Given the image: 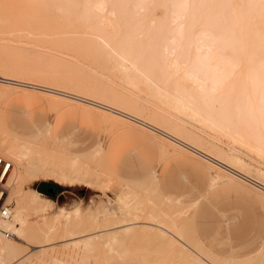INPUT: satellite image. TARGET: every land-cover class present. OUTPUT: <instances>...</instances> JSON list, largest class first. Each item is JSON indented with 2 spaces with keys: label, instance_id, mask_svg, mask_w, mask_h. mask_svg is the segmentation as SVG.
Here are the masks:
<instances>
[{
  "label": "bare ground",
  "instance_id": "6f19581e",
  "mask_svg": "<svg viewBox=\"0 0 264 264\" xmlns=\"http://www.w3.org/2000/svg\"><path fill=\"white\" fill-rule=\"evenodd\" d=\"M16 89L86 104L103 125L145 128L164 157L201 158L210 187L238 182L264 196V0H0V97ZM49 141L0 119V158L11 164L0 182L10 212L0 264H263L264 247L229 261L194 229L190 243L169 208L179 205L155 186L146 192L133 185L146 181L120 180ZM41 179L106 201L47 215L51 200L27 189Z\"/></svg>",
  "mask_w": 264,
  "mask_h": 264
},
{
  "label": "rangeland",
  "instance_id": "374dc122",
  "mask_svg": "<svg viewBox=\"0 0 264 264\" xmlns=\"http://www.w3.org/2000/svg\"><path fill=\"white\" fill-rule=\"evenodd\" d=\"M44 97L38 91L16 89L6 100L0 97L3 101L0 102V119L20 135L37 131L46 133L50 136L51 142L46 143L50 149L60 144L68 151L80 152L79 148L101 146L105 160L119 176L127 180L146 176L147 186L143 183L133 185L139 184L144 191L150 192L149 185L152 184L167 199L179 205V208H169L171 212L175 211L178 223L182 221L180 227L187 232L185 235L190 243H193L194 229L193 233L210 250L225 257L250 255L264 246V201L252 189L237 184H217L211 188L207 169L199 158L190 154L164 157L156 144L139 131L119 124L110 126V122L103 120L107 124L105 126L89 108L62 107L46 101ZM44 138L43 135V141L46 139L47 142L48 137ZM74 141L78 144L72 147ZM91 153L88 157L86 155L87 159L103 164L100 150ZM151 178H155L156 185ZM40 183L52 188H40ZM27 189L45 190L51 197L41 194L55 201V207L67 210L77 206L82 210L93 208L106 201L97 189L61 186L44 179L29 184ZM112 191L108 189L105 193L113 198ZM0 200L3 201L4 197L1 196ZM155 200L161 202L158 196Z\"/></svg>",
  "mask_w": 264,
  "mask_h": 264
},
{
  "label": "crops",
  "instance_id": "0c3cea01",
  "mask_svg": "<svg viewBox=\"0 0 264 264\" xmlns=\"http://www.w3.org/2000/svg\"><path fill=\"white\" fill-rule=\"evenodd\" d=\"M25 90H30V89H25ZM33 91H35V90H33ZM15 93V91L13 92V93H11V94H14ZM10 94V95H11ZM44 99L46 100V98L44 97ZM47 101V100H46ZM76 106H81V107H86V108H89V109H91L92 110V112L95 114V115H97V116H99L100 117V115L98 114V112L96 111V110H94L92 107H90V106H88V105H86V104H82V103H71V104H67V105H65V106H62V107H76ZM101 118V117H100ZM3 122V121H2ZM3 124H4V126L6 127V129L10 132V133H12V134H14V135H16V136H19V137H22V138H29V137H32V136H35V135H37V134H41V133H43L42 131H37L36 133H33V134H30V135H20V134H17V133H15L7 124H5L4 122H3ZM129 126H133V125H126V127H128V128H131V129H135V130H137V131H139L142 135H144L145 136V138H147L148 140H150V141H153L155 144H156V146H157V148H158V150H159V153H160V148H159V145H158V142H157V140H156V138L154 137V135L150 132V131H148V130H146L145 128H142V127H140V126H137V127H129ZM134 126H136V125H134ZM139 127V128H138ZM78 144V142L77 141H74V142H72L71 143V146L72 147H75L76 145ZM56 147L57 148H59L61 151H63V152H65V153H67V154H69V155H73V156H81V155H86V154H90L91 152H93V151H98L99 149H98V147L99 146H96V147H83V148H79L78 150H81L80 152L78 151H75V150H73V151H68L67 149H65V148H63L60 144H57L56 145ZM101 153H102V158H103V162H104V164H105V166H106V168L108 169V171L114 176V177H116V178H118V179H120V180H125V181H129V182H139V181H146L147 180V178H146V176L145 177H143V178H139L138 180H127V179H125V178H123V177H121V176H119L118 175V173L117 172H115L114 170H113V168L107 163V161L105 160V156H104V153H103V150L102 151H100ZM161 154V153H160ZM177 154H190V155H193V154H191V153H187V152H181V153H177ZM193 156H195V155H193ZM195 157H197V156H195ZM197 158H199V157H197ZM202 162H204L201 158H199ZM204 165H205V167H206V169H207V172H208V177H209V180H210V173H209V170H208V168H207V165L205 164V162H204ZM152 174V173H151ZM155 179V178H154ZM156 181V180H155ZM156 183V182H155ZM225 184H237V185H243V186H247V187H249L250 189H252L255 193H257V195H259L261 198H262V200L264 201V196L259 192V191H257L256 189H254L253 187H251V186H249V185H246V184H243V183H238V182H235V183H225ZM157 188V187H156ZM212 188V187H211ZM157 190L159 191V193H160V195L164 198V199H166L167 201H169V202H171L172 204H175V203H173L172 201H170L169 199H167L163 194H162V192L159 190V188H157ZM50 199V198H49ZM51 200V202H52V210L51 211H49V213H47V215H54V214H56L58 211H59V209L60 210H65V211H71V210H73V209H75V208H77V207H74V208H72V209H70V210H67V209H64L63 207H55L56 206V203H55V201H53L52 199H50ZM175 205H178V204H175ZM53 212V213H52ZM55 212V213H54ZM195 234V233H194ZM195 237H196V239L198 240V242L202 245V247L207 251V252H209L210 254H212L213 256H216V257H218V258H222V259H225V260H243V259H248V258H250V257H252V256H254L255 254H257L261 249H258V250H256L254 253H252V254H250V255H245V256H241V257H225V256H221V255H219V254H217V253H215L214 251H212V250H210L201 240H200V238H199V236L198 235H196L195 234Z\"/></svg>",
  "mask_w": 264,
  "mask_h": 264
},
{
  "label": "built area",
  "instance_id": "2783aa9c",
  "mask_svg": "<svg viewBox=\"0 0 264 264\" xmlns=\"http://www.w3.org/2000/svg\"><path fill=\"white\" fill-rule=\"evenodd\" d=\"M10 169H11V164L3 160L2 158H0V182L3 179L4 175L6 174V172H9ZM0 187H1V184H0ZM2 193H3V190L0 188V199H1ZM9 214L10 212H9L8 206H6L4 202L0 200V220L8 218ZM1 232L5 237H9L10 235L6 231H1Z\"/></svg>",
  "mask_w": 264,
  "mask_h": 264
},
{
  "label": "trees",
  "instance_id": "16d2710c",
  "mask_svg": "<svg viewBox=\"0 0 264 264\" xmlns=\"http://www.w3.org/2000/svg\"><path fill=\"white\" fill-rule=\"evenodd\" d=\"M39 186H40V188H43V189H46V188H47V189H48V188H52V187H48L47 184H45V183H40ZM53 189H54V188H53ZM39 192H40V191H39ZM41 192H42V194H45L46 196L51 197V195H49L47 192H45V190H44V191H41ZM41 192H40V193H41Z\"/></svg>",
  "mask_w": 264,
  "mask_h": 264
}]
</instances>
